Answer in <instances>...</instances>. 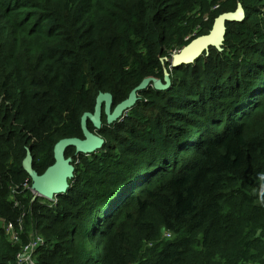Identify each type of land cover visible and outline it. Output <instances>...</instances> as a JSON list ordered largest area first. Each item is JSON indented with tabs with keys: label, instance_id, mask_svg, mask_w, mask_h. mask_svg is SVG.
<instances>
[{
	"label": "trees",
	"instance_id": "obj_1",
	"mask_svg": "<svg viewBox=\"0 0 264 264\" xmlns=\"http://www.w3.org/2000/svg\"><path fill=\"white\" fill-rule=\"evenodd\" d=\"M193 2L0 0V264L34 232L36 264H264V0H242L222 52L172 67L168 89L141 92L152 101L89 121L104 143L67 148L75 173L57 200L36 198L23 167L30 150L43 174L61 139L84 138L100 93L113 109L128 99L129 58L162 74ZM239 25L252 36L234 45Z\"/></svg>",
	"mask_w": 264,
	"mask_h": 264
},
{
	"label": "water",
	"instance_id": "obj_2",
	"mask_svg": "<svg viewBox=\"0 0 264 264\" xmlns=\"http://www.w3.org/2000/svg\"><path fill=\"white\" fill-rule=\"evenodd\" d=\"M245 18L244 8L240 5L237 12L228 11L220 14L208 34L201 35L192 40L187 46L174 56L172 66L176 67L183 64H192L198 60L204 52H209L210 48L221 50L225 40L227 23L241 22ZM141 90L137 88L131 93L130 98L118 104L114 109L113 96L111 93H100L96 100L94 112H86L82 116L81 126L84 138H64L54 147L55 163L50 166L43 174H39L34 168V156L28 150L27 156L23 161V167L32 179V189L37 195L52 197L67 192L68 179L73 177L74 167L71 160L66 158L68 147H75L77 153H91L102 147L104 141L94 131L89 128V121L96 129H100L103 123V113L107 115L109 123L123 120L125 113L131 109L136 102L134 94ZM36 197V196H35Z\"/></svg>",
	"mask_w": 264,
	"mask_h": 264
},
{
	"label": "rangeland",
	"instance_id": "obj_3",
	"mask_svg": "<svg viewBox=\"0 0 264 264\" xmlns=\"http://www.w3.org/2000/svg\"><path fill=\"white\" fill-rule=\"evenodd\" d=\"M241 3L242 0H238L237 3H235L233 0H194L192 8L188 11V13L184 15L178 27L173 31L171 38L172 43L168 48L169 49L168 52H166L167 55L161 58L163 64L162 74L148 73L146 75H142L141 74L142 72L139 70L138 63L136 62L135 58L134 57L129 58L124 69L128 73H130V79H132L136 85L131 90L128 98H130L131 93L134 92L135 89L141 88V90H138L134 94L137 100L134 103L133 107L129 109V112L134 113L136 111V104L139 101L153 100V95L141 94L142 91L154 90V89L156 91H163L168 89L169 86L172 84V77L170 76V71L171 68L173 67L172 61L174 59V56L178 54L183 47L187 46L195 38L201 35L208 34L210 32V29L208 30L202 28L209 27L210 25L213 26L215 19L220 14H222L225 11V9H230L228 11L237 12L239 10V6L241 5ZM257 18H258L257 15L252 16L250 24H255L256 21L258 20ZM244 20H246V18H244ZM232 26L231 29L234 30V33H231L229 35L228 41L233 42L234 45L242 42L241 40L244 39L245 37L252 36L250 30L247 29V27L239 25L233 28ZM226 27L227 30H226L225 39L228 34V24L226 25ZM223 44L220 50L221 52L223 49ZM168 63H170L171 65H169ZM155 132L157 133V131ZM68 159L73 160L72 158H68ZM73 167H74V172H73L74 175L75 165H73ZM33 193L36 196V198H39L43 201H48L53 199L57 200V196H58V195L57 196L53 195L52 197H47V196L37 195L35 191H33ZM171 236L172 235L168 237ZM6 238H10L9 232L6 234ZM36 259H38V249H36L32 253L31 260L29 262H31L32 264L34 263L36 264L37 263ZM17 263L20 264L19 261H17Z\"/></svg>",
	"mask_w": 264,
	"mask_h": 264
},
{
	"label": "built area",
	"instance_id": "obj_4",
	"mask_svg": "<svg viewBox=\"0 0 264 264\" xmlns=\"http://www.w3.org/2000/svg\"><path fill=\"white\" fill-rule=\"evenodd\" d=\"M56 200V199H53ZM7 230L10 233V240L14 242H18L20 240L19 233L15 230L12 224L7 225ZM30 243L23 247V250L20 254H18V261L20 264H29L31 260L32 253L39 249L43 244H45L44 239L40 234L34 232L32 235V239L29 241ZM32 264V263H31ZM35 264V263H34Z\"/></svg>",
	"mask_w": 264,
	"mask_h": 264
},
{
	"label": "clouds",
	"instance_id": "obj_5",
	"mask_svg": "<svg viewBox=\"0 0 264 264\" xmlns=\"http://www.w3.org/2000/svg\"><path fill=\"white\" fill-rule=\"evenodd\" d=\"M128 111H129V110H128ZM128 111H127V112H128ZM127 112L125 113V116H126ZM125 116H124V117H125ZM118 121H119V120H118ZM120 121H121V120H120Z\"/></svg>",
	"mask_w": 264,
	"mask_h": 264
}]
</instances>
